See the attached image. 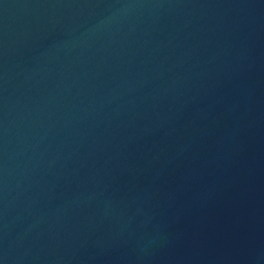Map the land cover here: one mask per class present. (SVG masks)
<instances>
[{"label":"water","instance_id":"obj_1","mask_svg":"<svg viewBox=\"0 0 264 264\" xmlns=\"http://www.w3.org/2000/svg\"><path fill=\"white\" fill-rule=\"evenodd\" d=\"M0 264H264V0H0Z\"/></svg>","mask_w":264,"mask_h":264}]
</instances>
